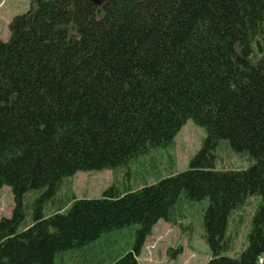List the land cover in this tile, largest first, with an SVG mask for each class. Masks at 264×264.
I'll return each mask as SVG.
<instances>
[{
  "label": "trees",
  "instance_id": "trees-1",
  "mask_svg": "<svg viewBox=\"0 0 264 264\" xmlns=\"http://www.w3.org/2000/svg\"><path fill=\"white\" fill-rule=\"evenodd\" d=\"M32 4L0 38V189L15 200L0 219V264H57L66 252V264H140L147 236L174 220L184 194L209 198L205 264H264V0ZM189 119L207 135L188 170L75 197L68 182L79 171L126 167L172 145ZM223 141L250 167L219 169ZM30 190L41 193L24 224ZM255 194L248 243L225 255L232 212ZM131 226L132 248L101 258L96 242Z\"/></svg>",
  "mask_w": 264,
  "mask_h": 264
},
{
  "label": "rangeland",
  "instance_id": "rangeland-1",
  "mask_svg": "<svg viewBox=\"0 0 264 264\" xmlns=\"http://www.w3.org/2000/svg\"><path fill=\"white\" fill-rule=\"evenodd\" d=\"M32 1L0 0V38L4 41L10 39L9 21L30 10ZM206 135V128L189 119L174 138L172 145L153 148L139 158L131 160L128 166L117 170L79 171L68 183L72 186L75 197L91 199L102 197L105 190L112 186L124 190L129 187L140 188L145 183L153 184L160 177L188 170L190 159L201 149ZM220 146L222 149L219 151L217 163L219 169L241 170L250 167V161L244 156L228 151V141H223ZM40 193L39 190H30L26 195L28 215L24 224L33 221L35 212L32 204ZM70 193L71 191H67L66 197H70ZM260 202V195L249 196L240 208L232 212L227 234L232 243L225 255L238 257L245 249L247 236L252 228L251 222ZM177 204L174 220L160 219L147 236L143 250L138 256L140 264H205L211 258L212 253L203 225L204 213L210 204L209 198L191 201L184 194ZM14 205L12 188L5 185L0 189V219L11 217ZM44 211L49 213L47 208ZM133 234V226L124 227L107 233L96 244L100 242L99 244L102 243L105 247L104 258L108 261L112 257L118 258L132 248L135 239ZM108 240L110 241L107 242ZM68 254L69 252H66L58 256L57 264H66L61 258L67 257ZM74 260H69L70 264H75Z\"/></svg>",
  "mask_w": 264,
  "mask_h": 264
},
{
  "label": "water",
  "instance_id": "water-1",
  "mask_svg": "<svg viewBox=\"0 0 264 264\" xmlns=\"http://www.w3.org/2000/svg\"><path fill=\"white\" fill-rule=\"evenodd\" d=\"M91 1L93 2L94 5L96 4L99 6L104 5L105 3L108 2V0H91Z\"/></svg>",
  "mask_w": 264,
  "mask_h": 264
},
{
  "label": "crops",
  "instance_id": "crops-1",
  "mask_svg": "<svg viewBox=\"0 0 264 264\" xmlns=\"http://www.w3.org/2000/svg\"><path fill=\"white\" fill-rule=\"evenodd\" d=\"M10 20V19H9ZM133 239H134V236H133ZM104 257V255L103 256H101V258H103ZM85 264H88V263H86V261H85ZM90 264V263H89Z\"/></svg>",
  "mask_w": 264,
  "mask_h": 264
}]
</instances>
